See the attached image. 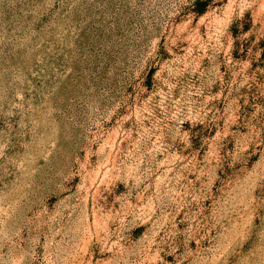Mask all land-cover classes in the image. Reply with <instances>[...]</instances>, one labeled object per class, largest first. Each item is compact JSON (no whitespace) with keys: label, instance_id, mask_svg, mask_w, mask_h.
<instances>
[{"label":"rangeland","instance_id":"rangeland-1","mask_svg":"<svg viewBox=\"0 0 264 264\" xmlns=\"http://www.w3.org/2000/svg\"><path fill=\"white\" fill-rule=\"evenodd\" d=\"M0 264H264V0H0Z\"/></svg>","mask_w":264,"mask_h":264}]
</instances>
